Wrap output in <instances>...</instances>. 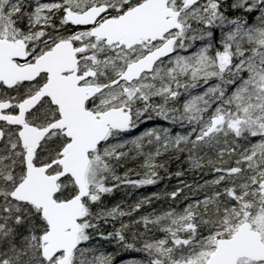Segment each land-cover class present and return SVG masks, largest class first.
Listing matches in <instances>:
<instances>
[{
    "label": "snow or ice",
    "instance_id": "obj_1",
    "mask_svg": "<svg viewBox=\"0 0 264 264\" xmlns=\"http://www.w3.org/2000/svg\"><path fill=\"white\" fill-rule=\"evenodd\" d=\"M0 264H264V0H0Z\"/></svg>",
    "mask_w": 264,
    "mask_h": 264
},
{
    "label": "trees",
    "instance_id": "obj_2",
    "mask_svg": "<svg viewBox=\"0 0 264 264\" xmlns=\"http://www.w3.org/2000/svg\"><path fill=\"white\" fill-rule=\"evenodd\" d=\"M172 171H175V166H173ZM183 179L191 182L193 178L191 176H185V177H183ZM178 183H179V179L176 177H173L170 181H168V180L162 181L160 188H158L157 190H162L165 185H167L168 188L171 189L172 187L178 185ZM149 191L150 190H146V189L135 190L133 193L132 199H137L143 195H146L149 193ZM118 197H123V193H118ZM131 256H132V254H126V258H131Z\"/></svg>",
    "mask_w": 264,
    "mask_h": 264
}]
</instances>
